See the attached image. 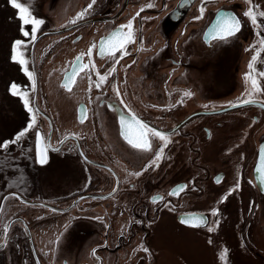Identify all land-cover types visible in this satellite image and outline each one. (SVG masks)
<instances>
[{"label": "flooded vegetation", "instance_id": "flooded-vegetation-1", "mask_svg": "<svg viewBox=\"0 0 264 264\" xmlns=\"http://www.w3.org/2000/svg\"><path fill=\"white\" fill-rule=\"evenodd\" d=\"M17 2L26 3L27 0H17ZM73 2H75L74 5L71 4ZM90 2L91 0H31L33 14L44 21L36 33V38L44 33H51L72 25L80 26L75 31H71L72 33L69 32L72 34L71 36L66 35L68 33L62 34L63 37L50 41L48 46H40L39 49L37 48L38 43L34 45L35 40L32 41L31 37H27L28 45L23 49V55L28 61L29 70L33 74L34 69L36 70L39 83L38 64L42 68L52 52L59 49L63 42L72 41L77 44L88 41L87 46L73 54L67 68L63 70L62 83H66L65 73L69 74L72 71L76 57L84 53L81 63L89 64L90 67L78 71L75 77L74 84L81 83L85 90V100L76 105L77 114L83 120L89 118L90 115L98 117L101 125L93 128L58 126L55 115H53L55 111L43 109L46 117L40 112H37V115L44 122H37L36 128L31 130L23 140L11 145L10 149L4 150L8 157L7 165L10 166L7 169L11 172L12 179V190L7 193H18L32 202L39 203V205L26 203L27 209L23 210L32 214L36 213L34 209H46L59 213L73 210L71 212L73 220L61 221L59 224L56 221H49L43 216H30L31 214L21 216L17 214L15 206H10L12 218L6 222H0V246L5 242L4 246L0 248V264H100L103 259L98 255L99 235L94 227L95 220L98 218L100 221L99 218L102 217L100 214L107 215L109 220L112 214L126 213L128 209V206L124 204L122 206H106V204L100 203L118 197L128 198L131 192L128 155L126 156L125 151L121 148L117 149V155H111L110 147L100 144L97 135H95L100 129L108 133L105 117L112 119L117 136L123 146L129 145L121 135L120 115L127 120H131L134 115L150 127L170 135L169 131L172 128H163L157 124L155 118L163 117L164 107L169 108L167 103L177 97L175 93L165 94L162 88L167 81L176 87L179 64L183 66L180 79L182 77L191 79V70L212 76L206 89L215 82L218 86L229 88L228 92H220L227 95L238 92L239 88L236 87H239L241 82H244V87H246L244 80L246 72L244 69L242 70V65L251 61L255 50L246 51V49L257 39L254 35L256 29L243 15L249 7L246 0H195L187 10H183L181 6L182 0H96L93 8L77 23H68L62 27L58 26V22L54 23L59 18L63 20L64 17L73 15L77 17V14L82 12ZM148 4H152L153 7H147ZM252 4L259 5V10L264 11V0H252ZM201 7L204 9L202 17H206L204 32L200 38L195 39V37H190V24H187L190 17L201 16ZM70 8L72 9L70 10ZM181 11L185 12L182 14ZM138 12L139 16L136 15ZM218 14L236 15L242 21L241 31L227 41L213 40L210 35L206 37L207 32H210L215 25ZM129 20L133 22L135 43L127 45V54L121 57V53L117 52L115 58L107 55L101 57L99 48L103 39L117 30L120 25H126ZM14 24L17 33H19L17 37L19 40L22 26L19 17H15ZM84 24L88 27H85ZM24 27L25 30H31V25ZM125 31L127 30L125 29ZM180 40L183 42L180 45L182 55L179 53ZM193 40L202 44L199 47L200 50L194 54L187 48L190 43L192 45ZM92 45H96V47L92 49V56L89 59L87 53ZM92 63H94L95 69L91 68ZM210 68H213V73H210ZM256 68L264 70V63L258 61ZM113 69L114 71H112ZM200 70L205 72L202 73ZM168 71L170 72L167 74ZM97 73L100 75L109 74L106 82L100 87L95 86L99 82ZM163 73L166 75L161 81V91L156 89L159 91L158 93H148L146 82L148 80L157 82L158 77ZM169 74H171L170 77ZM185 78L182 80L186 81ZM35 80L34 74V85ZM196 84L198 83L196 82ZM260 84L264 88V79L260 80ZM178 86H181L180 82ZM231 87L234 88L233 92ZM117 90H119V96H117ZM172 92L175 90L172 89ZM232 94L231 96L234 95ZM208 96L213 97L214 102L223 97L219 93L208 94ZM256 100L258 104L253 106L256 109L253 117L255 119L264 118V107H261V102H264V93L258 95ZM211 111L198 110L190 114L189 117L199 112ZM248 115L251 117L250 113ZM24 127H21L20 131ZM203 128L207 134L206 137L209 138V128L207 126H203ZM93 129L96 132H93ZM37 131L41 132L46 138V143L51 145L48 152V163L43 166L36 162L35 132ZM18 132L15 133V136ZM65 137L68 139L65 140ZM62 140L65 142L60 143ZM263 141L264 135L259 144L261 145ZM151 143L153 144V138ZM260 145L257 150V158ZM55 149H59V151H55ZM100 153L105 154L108 161H102L101 164L108 166L112 171L99 165ZM256 163L257 160L255 165ZM120 165H122V170H120ZM99 169L107 172L105 178L99 174ZM219 174L223 175V179L224 172L218 173L215 179ZM100 188L101 192H99ZM96 194L99 196L98 198L94 197ZM91 195L93 197H87ZM262 195L264 196V194ZM161 196L163 197V195ZM13 197L20 200L16 196ZM206 216L208 217L207 214ZM104 224L109 229L113 228L110 221ZM6 228L7 231H5ZM55 234H58L57 237H54ZM41 238H46L49 243L55 244L54 253H42ZM84 240L86 244L83 248ZM8 249H10V254L7 255ZM110 251L114 252L115 249ZM105 257V264H122L117 255L105 254Z\"/></svg>", "mask_w": 264, "mask_h": 264}, {"label": "rangeland", "instance_id": "rangeland-1", "mask_svg": "<svg viewBox=\"0 0 264 264\" xmlns=\"http://www.w3.org/2000/svg\"><path fill=\"white\" fill-rule=\"evenodd\" d=\"M71 4L74 5L75 2ZM15 17H19V10L11 6L10 0H0V142L11 141L15 133L29 123L31 117L21 98L11 94L10 85L15 83L22 91H26L34 107L32 99L35 85L22 71V66L11 59L14 43L19 35L14 24ZM74 17L76 16L64 17L63 20L59 18L54 23L58 22L59 27L66 26ZM205 21L206 17H190L187 24H190V37L197 39L202 36ZM84 26L88 27L85 24ZM75 29L58 35H46L38 41L37 48L48 46L50 41L63 37L62 34L68 33L66 35L71 36V31ZM19 40L28 45L27 37H23L22 33ZM87 42H63L59 49L52 52L42 68L38 64V106L41 111L54 110L53 115L58 126L93 128L101 125L100 119L92 115L81 123L76 108L80 101L85 100V90L81 83L74 84L71 91L62 87L63 70L67 68L73 54L87 46ZM181 43L183 44L180 40L179 53L182 55ZM201 46V42L193 40L192 45L190 43L187 48L194 54ZM248 65L249 63L242 65V70L246 73L249 71ZM182 69V64H179L176 87L167 81L162 88L165 94L175 93L177 97L167 103L169 108L164 107L163 117L155 118L157 124L163 128H172L170 135L167 134L170 143L164 147L162 158L155 165L152 162L163 146L160 140L153 138L152 151L145 153L123 146L110 117H105L108 133L100 129L95 134L100 144L110 147L111 155H117L118 148L125 151L129 158L131 181L128 198L118 197L100 203L106 206H128L126 213L112 214L109 220L107 215L100 214V221L98 218L95 220L94 227L99 235L98 255L103 259L100 264L106 263L105 254L117 255L122 264H264V196L257 187L253 173L258 146L264 135V118L255 119L253 114L256 109L254 105H249L213 115L199 112L181 124L182 120L195 111H218L230 107V103H238L246 90L244 82L240 84L239 80L240 85L236 87L239 91L233 93L234 95L228 93L227 96L220 92H228L229 88L218 86L215 82L206 89L212 76L200 74L199 71H190V78L198 84L189 78L180 79ZM209 71L213 73V68ZM164 73L158 77L157 82H146L148 93L161 91V81L166 75ZM184 78L186 81L182 80ZM179 82L181 86H178ZM233 89L231 87L232 92ZM185 93H191L190 98ZM212 93H219L223 97L214 102V98L208 96ZM37 122L44 120L37 115ZM203 126L209 128V138L206 137ZM7 158L4 150L0 151V163H7ZM98 159L99 163L108 162L107 156L102 153ZM220 172H224L225 176L217 183L215 176ZM136 173L139 175H135ZM99 174L105 178L107 172L99 169ZM2 176L0 169V184L3 181ZM182 182L187 184L183 191L170 195L172 189ZM2 188L3 184L0 185V190ZM101 191L100 188L99 192ZM159 194L163 195V199L153 202L152 199ZM10 206H15L17 214L21 216H43L59 224L61 221L73 220V210L59 213L34 209L36 213L32 214L23 210L27 209L25 202L10 196L5 201L0 222L12 218ZM213 210H216V216L211 214ZM190 212L206 213L209 223L201 227H190L181 223L179 216ZM107 221L111 222L112 229L104 224ZM209 227L216 230L209 232ZM209 240L212 241L211 244ZM85 244L84 240L83 248ZM54 245L46 238L40 240L43 254L54 253ZM113 248L115 251L111 252ZM222 252L226 253L223 261L219 259ZM6 254H10V249Z\"/></svg>", "mask_w": 264, "mask_h": 264}, {"label": "snow or ice", "instance_id": "snow-or-ice-1", "mask_svg": "<svg viewBox=\"0 0 264 264\" xmlns=\"http://www.w3.org/2000/svg\"><path fill=\"white\" fill-rule=\"evenodd\" d=\"M96 0H91V2L86 6V8L77 14L76 19L71 20L69 23L75 24L78 20L84 18V16L93 8ZM246 3L249 4L248 9L243 13L244 17L248 18L251 24L254 26L256 31L254 35L257 37L255 43L249 46L246 51L255 50V54L251 57V61L249 62L248 69L249 71L245 74L244 80L246 85L245 93L242 94V99L239 100L238 103L232 104L230 103V107H242L244 105L255 104L257 103L256 97L262 93H264V88L261 87L260 80L264 79V70H259L256 68V64L259 62L264 63V11L259 10V5H253L252 0H246ZM10 4L12 7L19 10V20L21 21V33L23 37H31V40L34 41L36 39V33L39 28L44 24L42 19L37 18L33 11L31 10V0H27L26 3H19L17 0H10ZM147 7H153L152 4H148ZM143 11V8H141ZM201 16L195 17V19H201L203 16L204 9L201 7L200 9ZM137 16L140 15L138 12ZM135 19V17H133ZM31 25V30H25L24 26ZM242 21L234 14H218V19L215 22V25L212 27L208 35L211 36L213 40L219 41H227L228 39L236 36L242 29ZM125 29L127 31H125ZM135 43V35L133 31V22L129 20L126 25H120L117 30H114L108 37L103 39V43L99 48V55L104 57L105 55L115 58L116 53L120 52L121 57L127 54V45ZM25 42L22 40H16L12 49L11 59L13 62L18 63L22 66V71L28 76L29 80L33 81L34 85V74L28 69V61L23 55V49L25 48ZM96 45H92L89 49L87 55L89 59L92 56V49L95 48ZM84 53H81L76 57L75 62L73 63L72 74L68 75L65 73V80L67 81L62 85L66 90L71 91L72 85L75 83V77L78 71H82L83 69H87L90 67L89 64L81 63ZM91 68L95 69L94 63L91 64ZM114 71V69L112 70ZM99 75V82L96 83V87H100L104 82H106L109 74ZM90 78V77H89ZM10 91L13 96H19L23 101V105L25 109L31 113L29 123L19 131L16 136L11 141L0 142V151L10 149L11 145H15L23 140L26 135L37 126V112L38 109H34L31 105V100L29 98V94L26 91H22L18 85L15 83L10 85ZM119 90H117V96H119ZM186 96H190L191 93H185ZM121 103H123L121 101ZM261 107H264V102H261ZM84 120L81 119V123ZM119 124L121 127V135L123 139L127 142V144L136 150L140 151H152V138H156L163 142V146L157 151L155 155V159L152 164L155 165L157 161L162 158L164 147H167L168 143H170L169 137L162 133L161 131L154 129L143 123L134 115L131 120L125 119L124 116L120 117ZM68 137H65L67 140ZM35 140H36V162L40 165H45L48 163L49 157L48 152L51 148V145L46 143V138L39 131L35 132ZM65 140L60 141V143H64ZM55 151H59V149H55ZM256 173H258V179L260 181L261 190L264 191V145L261 146L259 153V164L255 169ZM135 175H139L136 173ZM236 188H239V183H237ZM236 190V189H234ZM183 191V189H177L170 193V195H177L179 192ZM155 199H163V197L154 198ZM213 216L217 215L216 210H213L211 213ZM206 222L204 217L190 215L187 216L181 223L187 224L190 227H201ZM209 232H214L216 229L214 227H209L207 229ZM7 231V228L5 229ZM210 244L211 240L208 241ZM147 251V249H144ZM226 253L222 252L220 254L219 259L225 260Z\"/></svg>", "mask_w": 264, "mask_h": 264}, {"label": "water", "instance_id": "water-1", "mask_svg": "<svg viewBox=\"0 0 264 264\" xmlns=\"http://www.w3.org/2000/svg\"><path fill=\"white\" fill-rule=\"evenodd\" d=\"M194 1H195V0H182V2H181L182 5H181V6H182L183 10H187L188 6H189V5L191 6V5L194 3ZM184 12H185V11H181L182 14H183ZM78 26H80V25H73V26H71V27H67V28H64V29H61V30L53 31V32H51V33H44V34L38 36V37L35 39L34 45H35L36 43H38V41H39L41 38H43L44 36H46V35H48V34H59V33L67 32V31H69V30H73V29L77 28ZM208 33H209V32H207L206 37L209 36ZM34 74H35V79H36V80H35V91H34V96H33V105H34V108H35V109H38V112H40L42 115H44V116L46 117V114H45L43 111H41V109H40L39 106H38V90H39V83H38L37 72H36L35 69H34ZM71 74H72V71H71L68 75H71ZM65 82H67V81H65ZM257 104H258V103H255V104H249V105H257ZM249 105H244V106H249ZM242 107H243V106H242ZM236 108H239V107H227V108H225V109H221V110H219V111H211V112H207L206 114H220V113H224V112H227V111H230V110L236 109ZM197 114H198V113H196L195 115H192L191 117H194V116H196ZM121 116H122V115L119 116V120H120V117H121ZM191 117H189L188 119H190ZM188 119H186L185 121H183L181 124H183L184 122H187ZM181 124H180V125H181ZM180 125H179V126H180ZM170 132H172V131H169V133H170ZM40 133H41V132H40ZM262 145H264V141L261 143L260 148H259L258 158H257V163H256L255 168H254V177H255V181H256V184H257L259 190L261 191L262 194H264V191H262V190H261V187H260V181H259V179H258V173H256V171H255L256 167H257L258 164H259V153H260V149H261V146H262ZM99 165L105 166V165H103V164H101V163H99ZM105 167L109 168L108 166H105ZM109 170L112 171L111 168H109ZM222 177H223V175H222V174H219V175L216 177V179H215L216 182L221 181ZM185 187H186V183L178 184L177 186L174 187V189H172V192L175 191V190H177V189H184ZM111 195H112V194H111ZM111 195H108V196H111ZM10 196H16V197H18L20 200H22L23 202L28 203V204L39 205V203L32 202V201H30V200L24 198L22 195H20V194H18V193H7L6 195H4V197L2 198L1 203H0V216H1V213H2V211H3V207H4V205H5V201H6V199H7L8 197H10ZM87 197H93V196L91 195V196H87ZM94 197L98 198L99 196L95 195ZM158 197H162V196H161V195H156L154 198H158ZM83 198H85V197H83ZM83 198H81V199H83ZM154 198L152 199V201L154 200ZM81 199H79V200H81ZM79 200H78V201H79ZM155 200H156V199H155ZM155 200H154V201H155ZM41 205H46V204H41ZM55 209H56V208H55ZM56 210H60V209H56ZM60 211H61V210H60ZM190 215L204 217L205 220H206V222H205L204 225H207V223H208V217H207L206 214H204V213H186V214H182V215L179 216V220L182 221V220H184L187 216H190ZM13 222H14V221H13ZM186 225H187V224H186ZM204 225H202V226H204ZM4 244H5V242L0 246V248H2V247L4 246Z\"/></svg>", "mask_w": 264, "mask_h": 264}, {"label": "trees", "instance_id": "trees-1", "mask_svg": "<svg viewBox=\"0 0 264 264\" xmlns=\"http://www.w3.org/2000/svg\"><path fill=\"white\" fill-rule=\"evenodd\" d=\"M0 165H1L0 169L3 172V176H2L3 181L1 183V184H3V188L0 190V201H1L2 197H4V195L8 191L12 190L11 189L12 188V179H11V172L7 169V168H10V166L7 165V163H5V164L0 163ZM3 189H5V190H3Z\"/></svg>", "mask_w": 264, "mask_h": 264}]
</instances>
